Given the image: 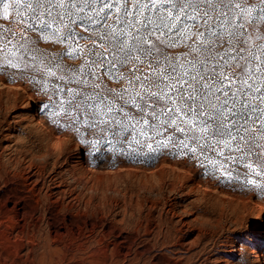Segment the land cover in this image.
<instances>
[{"label": "rangeland", "instance_id": "1", "mask_svg": "<svg viewBox=\"0 0 264 264\" xmlns=\"http://www.w3.org/2000/svg\"><path fill=\"white\" fill-rule=\"evenodd\" d=\"M109 2L115 7L117 0ZM4 29L23 31L11 17L0 16ZM77 31L88 35L80 27ZM26 35L28 51L18 50L17 56L36 67L12 68L0 50V264H258L254 255L256 247L264 246V188L246 181L264 180L245 175L247 161L233 164L225 159L239 153L223 145L214 146L224 152L221 157L207 148L203 154L198 148L195 155L178 151L174 144L159 148L154 140L149 142L155 151L106 143V137L113 139L107 132L61 112L60 96L52 87L58 81L40 68L41 60L49 67L61 63L66 70L93 57L73 60L63 55L67 42L43 40L39 30ZM164 51L178 56L187 48L181 44ZM128 71L121 69L122 74ZM98 75L102 81L94 82L104 89L124 86L107 73ZM59 83L77 88L75 83ZM251 83L254 89L260 86ZM85 90L94 91L90 86ZM23 93L32 105L22 104ZM245 111L249 123H259L258 111ZM39 113L46 126L39 123ZM210 161L225 167L221 170Z\"/></svg>", "mask_w": 264, "mask_h": 264}, {"label": "snow or ice", "instance_id": "2", "mask_svg": "<svg viewBox=\"0 0 264 264\" xmlns=\"http://www.w3.org/2000/svg\"><path fill=\"white\" fill-rule=\"evenodd\" d=\"M0 16L23 29L0 30V50L12 68L36 67L17 56L18 50L28 51L29 31L39 30L41 39L52 43L67 42L63 55L73 60L93 57L66 70L61 63L49 67L41 60L40 68L58 81L52 87L61 112L107 132L113 139L106 137V143L155 151L149 142L154 140L159 148L174 144L193 155L207 148L221 157L224 152L214 146L223 145L240 154L226 160L247 161L245 175L264 180V0L258 5L249 0H117L115 7L109 0H0ZM181 44L187 52L171 56L164 51ZM101 71L124 86L104 89L94 82L102 81ZM252 81L260 86L254 89ZM43 84L47 90V81ZM245 109L259 112L258 124L249 123ZM246 182L264 188L257 179Z\"/></svg>", "mask_w": 264, "mask_h": 264}, {"label": "bare ground", "instance_id": "3", "mask_svg": "<svg viewBox=\"0 0 264 264\" xmlns=\"http://www.w3.org/2000/svg\"><path fill=\"white\" fill-rule=\"evenodd\" d=\"M11 99V98H10ZM22 100H21V102H22V104L23 105H25V106H27V105H32L31 103H30V100H29V98H28V96L25 94V93H23L22 94V98H21ZM14 101V100H13ZM12 101V102H13ZM6 102V101H5ZM11 104V103H10ZM7 105V104H6ZM39 116H38V121H39V123L40 124H42V126L44 125V126H46L45 125V120H44V118H43V116L39 113L38 114ZM45 135H47V134H45ZM54 136V135H53ZM52 136V137H53ZM46 137V136H45ZM48 138V137H47ZM45 140H46V138H45ZM16 141V140H15ZM51 141V140H50ZM61 142V141H60ZM21 143V142H20ZM17 144V143H16ZM61 144V143H60ZM52 145V144H51ZM55 145V144H54ZM75 153H76V157H80L82 154H81V151H80V147L78 146V145H75ZM19 150H21V149H19ZM18 151V150H17ZM52 151V150H51ZM57 151V150H56ZM46 153H48L47 151H46ZM6 154V153H5ZM4 154V155H5ZM55 154V153H54ZM43 155V154H42ZM57 155H59V154H57ZM37 156V155H36ZM48 156V155H47ZM66 156V155H65ZM15 157V156H14ZM24 157V156H23ZM56 157V156H55ZM18 160V159H17ZM39 160V159H38ZM7 161V160H6ZM10 161V160H9ZM47 162V161H46ZM63 162V161H62ZM31 163V162H30ZM26 164V163H25ZM43 164V163H42ZM56 164V163H55ZM18 165H19V162H18ZM54 165V164H53ZM77 166V165H76ZM81 166V165H80ZM2 167V166H1ZM45 167V166H44ZM72 167H73V165H72ZM15 169V168H14ZM75 170H76V168H75ZM74 170V171H75ZM81 170V169H80ZM11 171V170H10ZM17 171V170H16ZM73 171V172H74ZM79 171V170H78ZM84 171V170H83ZM45 172V171H44ZM66 172V171H65ZM76 173V172H75ZM72 174V173H71ZM79 174V173H78ZM77 174V175H78ZM73 175V174H72ZM69 176V175H68ZM92 176V175H91ZM127 176V175H126ZM13 177V176H12ZM22 177V176H21ZM24 177V176H23ZM29 178V177H28ZM81 178H83V177H81ZM90 178V177H89ZM38 179V178H37ZM76 179V178H75ZM118 179V178H117ZM57 180V179H56ZM77 180V179H76ZM35 181V180H34ZM62 181H63V179H62ZM104 181H105V179H104ZM117 181V180H116ZM115 181V182H116ZM149 181V180H148ZM39 182V181H38ZM113 182V181H112ZM136 182V181H135ZM175 182V181H174ZM35 183V182H34ZM65 183V182H64ZM72 183V182H71ZM94 183V182H93ZM97 183H99V182H97ZM106 183V182H105ZM148 183V182H147ZM107 184V183H106ZM109 185V184H108ZM69 187V186H68ZM107 187V186H106ZM62 188V187H61ZM90 188H91V186H90ZM101 188V187H100ZM120 189V188H119ZM75 190V189H74ZM84 190V189H83ZM94 190V189H93ZM46 191V190H45ZM67 191V190H66ZM37 193V192H36ZM136 193H137V191H136ZM134 194V193H133ZM36 195V194H35ZM44 195V194H43ZM121 195V194H120ZM9 196V195H8ZM47 196V195H46ZM92 196V195H91ZM90 196V197H91ZM10 197V196H9ZM81 197V196H80ZM48 198V197H47ZM101 198V197H100ZM126 198V197H125ZM91 199V198H90ZM82 200V199H81ZM126 200V199H125ZM139 200V199H138ZM67 201V200H66ZM86 201V200H85ZM74 202V201H73ZM82 202V201H81ZM139 202V201H138ZM27 203H29V202H27ZM17 204V203H16ZM139 205H140V203H139ZM137 207V206H136ZM9 208V207H8ZM120 208V207H119ZM126 209H127V206L125 207ZM175 209V208H174ZM34 210V209H33ZM134 210V209H133ZM132 210V211H133ZM28 211V210H27ZM125 212V211H124ZM123 212V213H124ZM131 211H129V213H130ZM173 212V211H172ZM185 212V211H184ZM180 214V213H179ZM129 215V214H128ZM140 216V215H139ZM136 217H138V216H136ZM200 217V216H199ZM121 218V217H120ZM198 218V217H197ZM59 219V218H58ZM123 220V219H122ZM134 220V219H133ZM140 221V220H139ZM137 222V221H136ZM158 222V221H157ZM174 223V222H173ZM127 225V224H126ZM163 225V224H162ZM122 229H123V227H122ZM165 229V228H164ZM156 230V229H155ZM130 231V230H129ZM158 232V231H157ZM162 232V231H161ZM160 232V234L162 235V233ZM163 235H165V234H163ZM179 236V235H178ZM178 239V238H177ZM220 240V239H219ZM197 241V240H196ZM222 241V240H221ZM166 244V243H165ZM177 244V243H176ZM214 244V243H213ZM225 244V243H224ZM164 245V244H163ZM180 245V244H179ZM225 247V246H224ZM180 250V249H179ZM208 254V253H207ZM205 256V255H204ZM255 257V259L258 261V264H264V246H262V247H256V249H255V255H254ZM50 259V258H49ZM217 259V258H216ZM224 259V258H223ZM227 259V258H226ZM54 261V260H53ZM256 261V262H257ZM55 262V261H54ZM236 262V261H235ZM224 263V262H223Z\"/></svg>", "mask_w": 264, "mask_h": 264}]
</instances>
